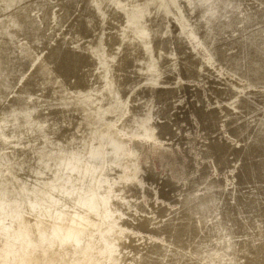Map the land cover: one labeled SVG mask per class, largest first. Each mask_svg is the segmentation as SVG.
Returning <instances> with one entry per match:
<instances>
[{"label":"rangeland","instance_id":"obj_1","mask_svg":"<svg viewBox=\"0 0 264 264\" xmlns=\"http://www.w3.org/2000/svg\"><path fill=\"white\" fill-rule=\"evenodd\" d=\"M37 1L33 0L27 9L36 7ZM165 1L163 0V7L165 9H161L162 11H159V13L155 8L156 4L154 0H116L118 3L116 8L125 11V15H128L126 22H129V24H126L125 28L130 33L133 31L131 34L125 33V38H122L123 46L115 45L116 42L114 43L112 41L113 38H117L118 34L122 36L123 33L117 32L116 28L113 29L115 22L112 20L114 19L104 14L105 12L100 8V10L98 9L94 12L96 15L87 16L92 25L90 24L89 30L81 31L82 33L80 34V31L76 29L81 21L79 19L81 12L79 11L76 12L78 14L72 13L69 19L67 18L64 21L65 25L62 22H58V20L52 25L53 29L48 34H61L54 39L59 40L63 38L64 40H62L65 43L68 40L66 43L67 47L76 50L75 52L78 54L86 51L81 53V55L86 58L90 56L89 61L94 62L95 66L100 68L97 71L98 73L108 68L107 71L110 72H108L109 82L106 80L107 83L105 82L103 84V86L106 84V88H104L105 86L103 88L101 87V91L97 94L98 92L95 89L99 88L100 84L97 83L96 78L90 79L87 76L85 78L80 77L88 73L90 70L89 66L81 69L84 74L79 70L80 75L78 74V77H76L77 74L71 73V70L74 68L78 72V67H75L73 62L69 63V67L65 66V73L59 71L61 69H58L56 73L57 77L52 81L55 83L58 80L56 82L58 84L55 83L54 87L58 89L57 86L63 83L61 90L63 89V94L66 91L64 95L66 97L65 99L69 100L68 102L72 101L71 105L74 106L75 104L79 106L84 105L83 101L80 102V100L87 95L84 91H80V84L82 86L81 89L93 88L94 92L92 91L93 93H90L88 104H91V107L93 106L92 108H95L93 110L96 112L93 110H90L91 113L88 110L75 112V123H70V126L64 125L66 128H69V135L72 136V138L68 136L65 140L68 143L69 150L62 154L54 153L49 157L48 164L53 166L66 160L71 164V167H74V170L65 171V174L62 176L49 177L48 182L46 181L42 185L44 186L41 187L42 193H48L49 196L53 195V200L46 209L44 208L45 210L43 209L41 212L40 208L34 209L29 205V200L24 197V192L26 194V191L20 188L19 182L12 178L13 175L8 170L10 165L8 166L4 159L0 160V264H63V260L68 262L66 264H109V244L116 247L121 242L120 238L127 236V241L121 243V247L132 245V247L134 246L133 248H138L146 244L143 246L145 249H142V246L138 248V250H144L141 254H145L150 246L152 248L154 240L158 244H161V241L165 239L168 240H165V243L163 242L164 245L167 242L168 245L172 241L175 246H172V244L169 245L172 246L171 249L175 250V247L179 249L178 246L180 243H175L178 238L176 237L178 236L177 234L176 236H171L169 233L166 235L168 236L167 238L163 236L164 238L161 237L163 240H159L155 237L157 235H154L150 231L161 229V226L163 227L162 223L170 220L173 215H177L187 205L194 207L195 210L200 205L199 210L201 212H198L199 210L196 212L205 217L210 216L206 220L207 224L211 225L212 223L215 224V222L221 221L222 226L220 230L224 236L233 234L231 231H238V228L242 226L248 228V235H255V232L262 230L261 228L264 231V0H227L226 2L225 0H222V2L221 0ZM81 3L80 8L85 4L84 2ZM243 4L247 5L248 8ZM56 8H54V11H58V15L61 18L64 12L59 10L60 8ZM168 9L171 11L170 13ZM137 10L143 18L145 17V20L139 22L136 28L134 23L131 28L132 18ZM35 12H31L32 17L33 15L37 16ZM72 16L78 17L77 19L73 17V20ZM177 16L180 21L176 20ZM107 18L108 21L106 20ZM75 19L78 20V23ZM160 19L161 21H159ZM175 21L178 22L176 23ZM106 22L108 24H106L107 26L104 25ZM154 22L158 23L154 24ZM99 23L101 24L100 26H98ZM57 25L58 27H56ZM183 25L185 28H183ZM68 26L69 28H67ZM101 26L102 28H99ZM54 28L56 29L54 30ZM72 28L73 30H71ZM105 28L106 30H104ZM61 29H65V31L63 32ZM99 30L105 32H100ZM97 31L100 33L97 34ZM69 32L72 33L69 34ZM92 32L95 35L97 34V36ZM63 33L69 36L67 35L65 37L66 35ZM84 33L85 38L83 36ZM72 34L74 36L73 38ZM193 34L195 38L198 37L194 43ZM61 36L62 38H59ZM69 37L71 42L69 41ZM105 37L107 38L104 39ZM54 39L50 43L51 45L55 44L53 43L55 42ZM49 40L50 36H44L41 48L47 47L46 45L49 43ZM92 40L97 41L93 42ZM87 41H89L88 44ZM83 42L85 46L82 44ZM112 42L113 45H111ZM80 44L82 45L81 49ZM93 44L98 48L97 50L96 48L94 49ZM98 45L101 46V49ZM89 47L92 48L90 49ZM117 48L120 49V52ZM92 49L95 53L91 51ZM110 49H112V52H110ZM126 49H133L135 53L130 51L131 56L122 61L127 53L129 55V51L124 52ZM10 50L13 52V48H10ZM79 50L81 51L79 52ZM11 51L7 55H4V68H2L0 79L8 87L14 89L15 80L13 78L25 71L26 67L14 61ZM88 51L93 53L90 55ZM103 52L104 54H102ZM108 52L109 55L107 54ZM17 53L21 54L18 51ZM46 53L47 50H45L44 54ZM122 53L123 55H121ZM94 55H99V57H96L98 61L101 59L100 63ZM56 60H60V57L51 56L50 61L52 65L49 64V66L53 67L57 65L55 64ZM58 64L60 66V62ZM118 68L124 71L120 73L118 72ZM247 73L249 76L244 75ZM70 75H75L73 78H76L73 79ZM117 75L119 79H121V75L122 77L124 76L122 87L115 82ZM63 81L67 82L64 83ZM65 84L66 87L64 86ZM41 87L44 88V86ZM125 87L127 89L129 87V89L126 91ZM121 91L123 92L121 93ZM111 93L115 97L118 96L116 99L119 101L117 105H114L115 107H111L112 109L107 105L108 103L105 104L103 101L106 98L108 99ZM44 96H46L45 93H39L37 97L45 98ZM76 99L80 103L78 101L75 102ZM99 99L101 100L99 101ZM29 100V102L34 101V96H31ZM109 102L114 101L110 99ZM98 103L100 104L98 105ZM102 107L105 109L103 108V110ZM107 108L110 110L108 111ZM110 111H117L120 114L118 119L101 125L95 123L99 120L102 121L101 117L113 116L114 114H111ZM152 116L154 117L152 118ZM150 122L155 123V126L158 125L157 133L161 139H158V136L155 139L153 133L146 128V125ZM239 137L241 139H238ZM47 147L49 146L44 141L40 142L38 152L48 151ZM10 152L11 149L9 148L3 150L0 152V157L4 158V153ZM56 172H59V170ZM60 173H63L62 169ZM114 174L118 175V177L115 179V189L112 192L110 183H113V180H109V176H113ZM128 178H131V182L128 181ZM211 178L214 179L212 180ZM84 181L88 183L86 188L89 191H84ZM45 187L47 190H45ZM212 193L214 196H212ZM179 195L181 196L179 197ZM204 195H208L209 198L211 197L208 199V202L206 200L208 197ZM178 197L181 199L179 200ZM196 197H199L198 199L205 198L200 201L206 200V202L198 201L200 203L197 204L198 199ZM225 198L228 199L226 200ZM117 199H121L119 202H116V206L120 209L115 207L114 210L117 211L112 212L110 201H118ZM217 199L221 203L223 202L225 207L230 205L229 209H227L228 207L225 208L222 206L223 203L220 204ZM210 200L212 203H210ZM175 201L178 202V205ZM189 201L192 203L188 204ZM217 201L218 203H216ZM204 205L206 208L203 207ZM216 205L219 211L213 212L214 209H217ZM166 206L168 207L166 208ZM212 206L213 208H211ZM238 207H241V209ZM168 209L172 212L169 211L170 213H167ZM203 210L205 214H202ZM208 210H210L209 214ZM224 213H227V215ZM220 214L222 215L219 216ZM178 215L182 216L181 213ZM167 217L168 220L165 221ZM193 221L195 223V217H193ZM260 222H263L261 223L263 227L256 226L261 225ZM155 223L160 225H156ZM253 223L254 225H252ZM215 226L217 225L215 224ZM147 235V241L151 243L145 241L146 237L144 236ZM151 239L154 240L151 241ZM229 239L230 236L226 240ZM196 241L203 242V255L206 253L210 256L213 255L215 258L224 257V243L218 244L213 239H206L204 234H198ZM148 243L149 247L147 246ZM150 248L149 251L153 250ZM128 252L129 250L125 251V253ZM183 254H185L184 251ZM129 255L133 254L130 253ZM165 258L161 260L160 256V260L158 259L157 261L159 263L161 261V264H164V262L168 264L169 262L166 261L168 259L166 258L165 260ZM131 262L132 260H124V264Z\"/></svg>","mask_w":264,"mask_h":264},{"label":"bare ground","instance_id":"obj_2","mask_svg":"<svg viewBox=\"0 0 264 264\" xmlns=\"http://www.w3.org/2000/svg\"><path fill=\"white\" fill-rule=\"evenodd\" d=\"M33 0H0V74L2 71V68H4V55L7 53H10V48H13V52L11 51V54H13V58L14 61L19 63L22 66H25L26 69L25 71H23L21 74H18L16 77L13 78V80H15V85H14V89L8 87V85H6L4 83V81H1L0 79V152L6 149H11L10 153H4V158L0 157V160L4 159V161H6V164L9 166L10 165V169L8 168L9 172L13 175V179L17 180L19 182L20 188H23L24 191H26V194L24 192V197L29 200V205L34 208V209H41L40 211L42 212V210L45 208H47L48 205H50V202L53 200V195L49 194L47 195L46 193H42L41 192V187L44 183H46V181L48 180L49 177H55V176H62L63 174H65V171H70V170H74V167H71V164L66 161L63 160L61 163H58L56 165L51 166V164H48V159L51 155H53L54 153H66L69 150V146L67 145L68 143L65 141L66 138L69 136L72 138V136L69 135L68 132V127L66 128L64 125H69L70 123L74 124V119H75V112H82V111H86L88 110V112H90V110H93L95 108L91 107V104H88V100L90 98V93L94 92L93 88H88V89H81V84L79 86L80 91H84L85 93H87V95H85V98L82 97V99L80 100V102L83 101L84 105L82 104L81 106L79 105H71V102H68L69 100H66L65 98V92L63 94L62 90H61V85L63 83H61L60 85H58V89L54 87V84L58 81L52 82L53 80H55V77H57L56 73L58 72V69H61L59 71H63L64 72V68L69 67V63H74L75 67L77 66L78 68V72L74 69L71 70V73H75L77 74L76 77H78L79 74V70L81 73H83V71H81L82 68H85V66H89L90 70L88 71V73L84 74L83 77L85 78V76L89 77L90 79L96 78L97 83L100 84V87L95 89L96 92H98L97 94H99V91H101V87L106 88V84L103 86V84L106 82V80H108L109 82V71L108 68H103L104 70L102 72H97L98 70H100V68L95 66L94 62L89 61L90 56L89 57H83V55H81V53L84 52H80L81 50H79V54L77 52H75L76 50H72L69 47H67L66 43L68 42V40H66L67 42L65 43V41H63L64 39H59V40H55L54 38L58 35H56V33L54 34H48L51 33L50 30L53 29L52 25L58 20V22H62L64 24V21H66V19L71 16L72 13H76V12H81L79 19L81 20L79 22V26H77L76 29H78L77 31H80V33H82L81 31H85L87 30L92 24L90 23L91 21L88 20L89 18H87V16L91 15L93 16L94 12H96V10H98L99 8L103 10V12H105L104 14H107L109 16H111V19H114L112 21L115 22V24L113 25V29L116 28L117 32L119 31L120 33L122 32V36L120 37L119 34L117 36V38H113V42L115 43V45H122V41L125 38V33H130V31H127V29L125 28L126 24H129V22L127 21V16L125 15L126 12L123 10H119V8H116V6L118 5V3L116 2V0H38L37 1V6L33 7L32 9H27L30 4L32 3ZM155 1V8L157 10V12H161L163 9H165L164 6V2L163 0H154ZM165 1V0H164ZM201 1V0H200ZM227 0H225L226 2ZM241 1V0H240ZM246 1V0H245ZM253 1V0H252ZM262 1V0H261ZM39 2V3H38ZM81 2H84L85 4L83 5V7H79L80 4L82 5ZM166 2V1H165ZM172 2V0H171ZM174 2V1H173ZM208 2V1H207ZM214 2V1H213ZM222 2V0H221ZM239 2V1H238ZM248 2V1H247ZM250 2V1H249ZM182 3V2H181ZM243 3V2H242ZM260 3V2H259ZM231 4V3H230ZM235 4V3H234ZM252 4V3H250ZM96 5H98V7H96ZM170 5V4H169ZM173 5V3H172ZM206 5V4H205ZM211 5V4H210ZM221 5V4H220ZM244 5V4H243ZM259 5V4H258ZM167 6V5H166ZM175 6V5H174ZM187 6V5H186ZM201 6V5H200ZM218 6V4H217ZM216 6V7H217ZM228 6V5H227ZM247 7V5H244ZM254 6V5H253ZM257 6V5H256ZM56 7L60 8L59 10L63 11L64 14H62L61 18L59 17L60 15H58V11L55 12L54 10L57 9ZM96 7V8H95ZM163 7V8H162ZM177 7V6H176ZM189 7V6H188ZM206 7V6H205ZM214 7V6H213ZM231 7V6H230ZM55 8V9H54ZM168 8V7H167ZM181 8V7H180ZM258 8V7H257ZM99 9V10H100ZM162 9V10H161ZM191 9V8H190ZM200 9V8H199ZM214 9V8H213ZM226 9V8H225ZM108 10V11H107ZM169 10V9H168ZM230 10V9H229ZM239 10V9H238ZM253 10V9H252ZM37 13V16L33 17L31 16V12ZM59 11V12H61ZM167 12V10H165ZM164 11V12H165ZM207 11V10H206ZM217 11V10H216ZM98 12V11H97ZM159 12V13H160ZM169 13L171 12L170 10L168 11ZM167 12V13H168ZM177 12V11H176ZM218 12V11H217ZM216 12V13H217ZM156 13V12H155ZM166 13V14H167ZM173 13V12H172ZM178 13V12H177ZM192 13V12H191ZM231 13V12H230ZM262 13V12H261ZM78 14V13H76ZM102 14V13H101ZM157 14V13H156ZM155 14V15H156ZM174 14V13H173ZM219 14V13H218ZM257 14V13H256ZM36 15V14H35ZM96 15V14H94ZM100 15V14H98ZM158 15V14H157ZM164 15V14H163ZM191 15V14H190ZM202 15V14H201ZM206 15V14H205ZM225 15V13H224ZM90 16V18H91ZM106 16V15H105ZM162 16V15H159ZM219 16V15H218ZM230 16V14H229ZM75 16H72V19ZM78 17V16H77ZM77 17H75L77 19ZM107 17V16H106ZM158 17V16H156ZM175 17V16H174ZM190 17V16H189ZM222 17V16H220ZM60 18V19H59ZM178 18V16H177ZM176 20H179V18ZM183 18V17H182ZM180 18V19H182ZM235 18V17H234ZM75 19V20H76ZM94 19V18H92ZM91 19V20H92ZM96 19V17H95ZM170 19V18H169ZM184 19V18H183ZM199 19V18H198ZM205 19V18H204ZM208 19V18H207ZM219 19V17H218ZM223 19V18H222ZM228 19V18H227ZM237 19V18H236ZM246 19V18H245ZM74 20V19H73ZM72 20V22H73ZM108 21V18L106 19ZM143 20H145V17L143 18V16L141 15V13L137 10L135 11V14L133 15L132 18V24H131V28L133 27V24L135 23V28L137 26V24L139 22H143ZM155 20V19H154ZM195 20V19H194ZM203 20V19H202ZM224 20V19H223ZM69 21V20H68ZM100 22V20H98ZM97 21V22H98ZM102 21V20H101ZM149 21V20H148ZM153 21V20H152ZM158 21V20H156ZM161 21V19L159 20ZM158 21V22H159ZM180 21V20H179ZM211 21V20H210ZM216 21V20H215ZM221 21V20H220ZM234 21V20H233ZM76 22L78 23V20H76ZM94 22V21H93ZM92 22V23H93ZM96 22V20H95ZM104 22V21H103ZM113 22V23H114ZM150 22V21H149ZM158 22H154L158 23ZM168 22V21H167ZM176 22V21H175ZM178 22V21H177ZM176 22V23H177ZM202 22V21H201ZM222 22V21H221ZM70 23V21H69ZM153 23V22H152ZM210 23V22H209ZM213 23V22H212ZM219 23V22H218ZM225 23V22H224ZM68 24V23H67ZM71 24V23H70ZM76 24V23H75ZM91 24V25H90ZM107 22L104 24L106 25ZM112 24V23H111ZM175 24V23H174ZM184 24V23H183ZM59 25V23H58ZM58 25L56 27H58ZM65 25V24H64ZM69 25V24H68ZM101 24L99 23L98 26H100ZM103 25V26H104ZM108 25V24H107ZM106 25V26H107ZM207 25V24H206ZM215 25V23H214ZM234 25V24H233ZM70 26V25H69ZM69 26L67 28H69ZM96 26V27H98ZM110 26V25H109ZM115 26V27H114ZM194 26V25H192ZM208 26V25H207ZM229 26V25H228ZM111 27V26H110ZM109 27V28H110ZM156 27V26H155ZM154 27V28H155ZM179 27V26H178ZM202 27V26H201ZM213 27V26H212ZM238 27V26H237ZM99 28H102L99 27ZM98 28V29H99ZM159 28V27H158ZM182 28V27H181ZM183 28L184 25H183ZM247 28V27H245ZM56 28H54L55 30ZM93 29V28H92ZM156 29V28H155ZM191 29V28H190ZM207 29V27H206ZM210 29V28H209ZM208 29V30H209ZM234 29V28H233ZM232 29V30H233ZM240 29V28H239ZM62 30V29H61ZM68 30V29H67ZM66 30V31H67ZM73 30V28L71 29ZM89 30V29H88ZM94 30V29H93ZM106 30V28L104 29ZM108 30V29H107ZM134 30V29H133ZM204 30V29H203ZM207 30V31H208ZM227 30V29H226ZM57 31V30H56ZM63 32L65 31L62 30ZM61 31V33H62ZM70 31V30H69ZM100 32H105V31H101ZM110 31V29H109ZM112 31V30H111ZM156 31H158V29H156ZM176 31V30H175ZM230 31V30H229ZM234 31V30H233ZM60 32V31H59ZM99 32V33H100ZM116 32V33H117ZM185 32V31H184ZM190 32V31H189ZM204 32V31H203ZM206 32V31H205ZM72 32H69V34ZM74 33V32H73ZM93 33V32H92ZM97 31V34H99ZM111 33V32H110ZM133 33V31L131 32ZM130 33V34H131ZM212 33V32H211ZM214 33V32H213ZM225 33V32H224ZM234 33V32H233ZM64 34V33H63ZM76 34V33H75ZM78 34V35H79ZM89 34V33H86ZM94 34V33H93ZM97 34L95 36H97ZM106 34V33H105ZM108 34V33H107ZM113 34V33H112ZM112 34H110L112 36ZM155 34V33H154ZM199 34V33H197ZM50 36V40L49 43H47V47H42V39L44 38V36ZM66 35V34H64ZM63 35V36H64ZM68 35V34H67ZM67 35L65 37H67ZM77 35V34H76ZM83 35V34H82ZM81 35V36H82ZM93 35V36H94ZM104 35V33H103ZM156 35V34H155ZM166 35V34H165ZM183 35V34H182ZM185 35V34H184ZM192 35V33H191ZM212 35V34H211ZM210 35V36H211ZM232 35V34H231ZM243 35V34H242ZM69 36V35H68ZM84 38L85 33H84ZM90 36V35H89ZM101 36V35H100ZM108 36V35H106ZM116 36V35H114ZM113 36V37H114ZM158 36V34H157ZM156 36V37H157ZM187 36V35H186ZM195 35L193 34V37ZM209 36V37H210ZM253 36V35H251ZM73 34H72V38H73ZM76 37V36H75ZM88 37V36H87ZM91 37V36H90ZM159 37V36H158ZM179 37V36H178ZM83 38V37H82ZM96 38V37H95ZM107 37H105L104 39H106ZM123 38V39H122ZM191 38V37H190ZM198 38V37H197ZM194 37V41L197 39ZM224 38V37H223ZM228 38V37H227ZM231 38V37H230ZM246 38V37H245ZM55 40L54 45H51L50 43L52 42V40ZM76 39V38H75ZM79 39V38H78ZM91 39V38H90ZM99 39V38H96ZM102 39V38H101ZM158 39V38H157ZM80 40V39H79ZM78 40V41H79ZM199 40V39H198ZM245 40V39H244ZM254 40V39H253ZM69 41H70V37H69ZM77 41V40H74ZM73 41V42H74ZM93 41V40H92ZM97 41V40H94ZM93 41V42H94ZM99 41V40H98ZM107 41V40H106ZM105 41V42H106ZM233 41V40H232ZM250 41V40H249ZM71 42V41H70ZM72 42V43H73ZM89 41H87L88 44ZM113 42L111 45H113ZM231 42V41H230ZM235 42V41H234ZM253 42V41H252ZM70 43V44H72ZM78 43V42H77ZM227 43V42H226ZM246 43V42H245ZM69 44V45H70ZM79 44V43H78ZM84 45V42L82 43ZM86 44V43H85ZM107 44H109L107 42ZM106 44V46H107ZM197 44V43H196ZM97 45V42H96ZM100 45V44H99ZM98 45V46H99ZM108 45V46H111ZM199 45V44H198ZM202 45V44H201ZM230 45V44H229ZM241 45V44H240ZM249 45V44H248ZM247 45V46H248ZM80 49H81V44L79 45ZM85 46V45H84ZM86 49V47H84ZM89 46V45H88ZM94 46V44H93ZM197 46V45H196ZM200 46V45H199ZM245 46V45H244ZM246 46V47H247ZM101 46H99L100 48ZM117 47V46H116ZM191 47V46H190ZM202 47V46H201ZM249 47V46H248ZM252 47V46H251ZM250 47V48H251ZM255 47V46H254ZM72 48V47H71ZM76 48V47H75ZM79 48V47H78ZM77 48V50H78ZM90 48V47H89ZM92 48V47H91ZM90 48V49H91ZM96 48V46H94V49ZM111 48V47H110ZM120 48V47H119ZM189 48V47H188ZM204 48V46H203ZM213 48V47H212ZM17 49V50H16ZM83 49V50H85ZM98 48H96L97 50ZM101 49V48H100ZM99 49V50H100ZM104 49V47H103ZM102 49V50H103ZM106 49V48H105ZM118 49V48H117ZM116 49V50H117ZM216 49V48H215ZM229 49V48H227ZM242 49V48H241ZM253 49V48H252ZM256 49V48H255ZM259 49V47H258ZM45 50H47V53L44 54ZM112 52V49H110ZM191 50V49H190ZM203 50V49H202ZM246 50V49H243ZM263 50V49H262ZM261 50V51H262ZM20 52L21 54L17 53ZM93 51V49L91 50ZM115 51V50H114ZM113 51V52H114ZM118 51L120 52V49H118ZM124 51V50H122ZM129 51V55L128 53L123 57L122 61L124 59H128L130 55V51H132L133 53L134 50L133 49H126V51L124 52H128ZM240 51V50H239ZM89 52V51H88ZM94 52V51H93ZM93 52H89L90 55ZM99 52V51H98ZM105 52V51H104ZM104 52L102 54H104ZM119 52H117L119 54ZM204 52V51H203ZM237 52V51H236ZM242 52V51H241ZM95 53V52H94ZM116 53V51H115ZM218 53V52H217ZM240 53V52H239ZM245 53V52H244ZM101 54V55H102ZM109 55V52L107 53ZM132 54V53H131ZM137 54V53H136ZM225 54V53H224ZM254 54V53H253ZM105 55V56H108ZM123 55V53L121 54ZM190 55V53H189ZM204 55V54H203ZM206 55V54H205ZM228 55V54H227ZM243 55V54H242ZM51 56H57L60 57V60H56L55 66L50 67L49 64L52 65L51 63ZM82 56V57H81ZM88 56V55H86ZM95 56V55H94ZM97 56V55H96ZM95 56V57H96ZM114 56V55H113ZM112 56V57H113ZM207 56V55H206ZM226 56V55H225ZM99 57V55L97 56ZM96 57V59H97ZM101 57V56H100ZM104 57V56H102ZM115 57V56H114ZM199 57V56H198ZM208 57V56H207ZM231 57V56H230ZM85 58V60H84ZM94 58V57H93ZM116 58V57H115ZM121 58V57H120ZM131 58V57H130ZM211 58V56H210ZM240 58V57H239ZM254 58V57H253ZM263 58V57H262ZM59 59V58H58ZM100 59V58H99ZM134 59V58H133ZM132 59V60H133ZM205 59V58H204ZM231 59V58H230ZM245 59V58H244ZM248 59V58H247ZM256 59V58H255ZM7 60V59H6ZM94 60V59H93ZM101 60V59H100ZM97 61L100 63L101 61ZM103 60V59H102ZM106 60V58H105ZM104 60V61H105ZM108 60V59H107ZM119 60V59H118ZM190 60V59H189ZM207 60V59H206ZM229 60V59H228ZM234 60V59H233ZM262 60V59H261ZM103 61V62H104ZM109 61V60H108ZM107 61V62H108ZM111 61V60H110ZM120 61V60H119ZM126 61V60H125ZM128 61V60H127ZM256 61V60H255ZM258 61V60H257ZM60 62V66L59 63ZM106 62V65H107ZM114 62V61H113ZM199 62V61H198ZM262 62V61H261ZM54 63V62H53ZM116 63V62H114ZM124 63V62H123ZM131 63V62H130ZM129 63V64H130ZM191 63V62H190ZM234 63V62H233ZM240 63V62H239ZM244 63V62H243ZM250 63V62H249ZM253 63V62H252ZM109 64V63H108ZM254 64V63H253ZM6 65V64H5ZM98 65V64H97ZM124 65V64H123ZM212 65V64H211ZM263 65V64H262ZM109 66V65H108ZM107 66V67H108ZM237 66V65H236ZM73 67V66H72ZM70 67V68H72ZM103 67V66H100ZM113 67V66H112ZM126 67V66H125ZM227 67V65H226ZM229 67V66H228ZM69 68V69H70ZM254 68V67H253ZM258 68V67H257ZM7 69V68H6ZM15 69V68H14ZM124 69V68H123ZM209 69V68H208ZM249 69V68H248ZM4 70V69H3ZM194 70V69H193ZM210 70V69H209ZM67 71V70H66ZM70 71V70H69ZM74 71V72H72ZM121 68H118V72L121 73ZM224 71V70H223ZM263 71V70H262ZM77 72V73H76ZM109 72V73H108ZM230 72V70H229ZM62 73V72H61ZM68 74H70L69 72H66ZM195 73V72H194ZM241 73V72H240ZM243 73V72H242ZM259 73V72H258ZM261 73V72H260ZM89 74V75H87ZM123 74V73H122ZM252 74V73H251ZM4 75V74H2ZM1 75V76H2ZM58 75H60L58 73ZM80 75V74H79ZM118 75H120L118 73ZM118 75L115 77V82L117 85H120L121 87L123 86V80H124V76L122 77V75L120 76L121 79H119ZM124 75V74H123ZM223 75V74H222ZM244 75H248L244 74ZM253 75V74H252ZM61 76V75H60ZM63 76V75H62ZM66 76V75H65ZM69 76V75H68ZM67 76V77H68ZM72 76V75H70ZM75 76V75H74ZM74 76H72L71 78H73ZM219 76V75H218ZM227 76V75H226ZM237 76V75H236ZM249 76V75H248ZM5 77V76H4ZM64 77V76H63ZM75 77V78H76ZM239 77V76H238ZM256 77V76H255ZM59 78V77H58ZM56 78V79H58ZM66 78V77H65ZM64 78V79H65ZM73 78V79H75ZM108 78V79H107ZM126 78V77H125ZM213 78V77H212ZM254 78V77H253ZM63 79V80H64ZM217 79V77H216ZM222 79V78H221ZM245 79V78H244ZM62 80V79H61ZM68 80V79H65ZM64 80V81H65ZM72 80V79H71ZM127 80V79H126ZM242 80V79H241ZM254 80V79H253ZM6 81V80H5ZM60 81V79H59ZM63 81V82H64ZM74 81V80H73ZM81 81V80H80ZM247 81V80H246ZM61 82V81H60ZM67 82V81H66ZM64 82V83H66ZM71 82V81H70ZM125 82V81H124ZM77 83V84H78ZM107 83V82H106ZM248 83V82H247ZM58 84V83H56ZM69 84V83H67ZM72 85V83H70ZM90 84V83H89ZM98 84V85H99ZM254 84V83H253ZM130 85V84H128ZM127 85V86H128ZM132 85V83H131ZM41 86H44L41 87ZM66 87V84L64 85ZM108 86V84H107ZM238 86V85H237ZM255 86V85H254ZM64 87V89H65ZM77 87V86H76ZM109 87V86H108ZM130 87V86H129ZM128 87V89H129ZM110 88V87H109ZM107 88V89H109ZM126 88V87H125ZM68 90V88H66ZM126 88V91L128 90ZM181 89V88H180ZM186 89V88H185ZM73 90V89H72ZM197 90V89H196ZM218 90V89H217ZM253 90V89H252ZM70 91V90H69ZM93 91V92H92ZM106 91V90H105ZM153 91V90H152ZM155 91V90H154ZM195 91V90H194ZM231 91V90H230ZM62 92V93H61ZM112 92V91H111ZM123 91H121L122 93ZM125 92V91H124ZM148 92V90H147ZM235 92V91H234ZM246 92V91H245ZM39 93H45L46 96L43 97H37ZM74 93V92H73ZM80 93V92H79ZM106 93V92H105ZM108 93V92H107ZM232 93V92H231ZM61 94H63V96H61ZM81 94V93H80ZM79 94V95H80ZM184 94V93H183ZM249 94V93H248ZM262 94V93H261ZM30 95V96H29ZM83 96V94H81ZM94 95V94H93ZM92 95V96H93ZM124 95V94H122ZM167 95V94H165ZM182 95V94H181ZM12 96H14L12 98ZM34 96L35 100L32 102H29L30 97ZM67 96V94H66ZM75 96V95H74ZM101 96V95H100ZM105 96V95H104ZM70 97V96H69ZM118 98V96H116ZM115 95L113 96V94L111 93L108 97V99L106 98L104 101V103H108L107 105L111 107H115L114 105L118 104L119 101L116 99ZM251 97V96H250ZM249 97V98H250ZM258 97V96H257ZM74 98V97H73ZM93 98V97H92ZM95 98V96H94ZM101 98V97H100ZM176 98V97H175ZM180 98V97H179ZM214 98V97H213ZM80 99V98H78ZM110 99H113L114 102H109ZM232 99V98H231ZM245 99V98H244ZM32 100V99H31ZM71 100V99H70ZM94 100V99H93ZM101 99H99L100 101ZM116 100V102H115ZM261 100V99H260ZM79 100H75V102ZM95 101V100H94ZM98 101V99H97ZM96 101V102H97ZM210 101V100H209ZM219 101V100H218ZM238 101V100H236ZM74 102V103H75ZM77 102V103H78ZM79 102V103H80ZM92 102V101H91ZM204 102V101H203ZM73 103V104H74ZM78 103V104H79ZM102 103V102H101ZM214 103V102H213ZM232 104V102H230ZM97 105V103H95ZM100 103H98L99 105ZM103 104V103H102ZM245 104V103H244ZM254 105V104H253ZM86 106V107H85ZM89 106V107H88ZM101 106V105H100ZM99 106V107H100ZM107 107V106H104ZM102 107V109L104 108ZM172 107V106H171ZM243 107V106H242ZM83 108V110H82ZM203 108V107H202ZM105 109V108H104ZM103 109V110H104ZM112 109V108H111ZM169 109V108H168ZM196 109V108H195ZM228 109V108H227ZM238 109V108H237ZM108 110V108H107ZM110 110V109H109ZM108 110V111H109ZM171 110V109H170ZM198 110V109H197ZM249 110V109H248ZM95 111V110H93ZM209 111V110H208ZM96 112V111H95ZM111 112V111H110ZM168 112V111H167ZM166 112V113H167ZM206 112V111H205ZM91 113V112H90ZM103 114H105L104 112H101ZM114 114L113 116L111 114ZM139 113V111H138ZM219 113V112H217ZM231 113V112H230ZM236 113V112H235ZM95 114V113H93ZM111 116L109 117H101L102 121H97L95 122L96 124H106L108 122H111L112 120H116L118 119V117L120 116V114L117 111L111 112ZM211 114V112H210ZM224 114V113H223ZM264 114V113H263ZM107 115V114H106ZM157 115V114H156ZM171 115V114H170ZM193 115V114H192ZM191 115V116H192ZM202 115V114H201ZM94 116V115H93ZM160 116V115H159ZM165 116V115H164ZM209 116V115H208ZM211 116V115H210ZM214 116V115H213ZM96 117V116H94ZM154 116H152L153 118ZM168 118V116H167ZM172 118V117H171ZM210 118V117H208ZM212 118V117H211ZM215 118V117H214ZM224 118V117H223ZM231 118V117H230ZM100 119V118H98ZM97 119V120H98ZM96 120V119H95ZM152 122L153 119H151ZM216 120V118H215ZM193 121V120H192ZM233 121V120H232ZM231 121V122H232ZM152 122H150L149 124L146 125V128L151 131L154 135V138L156 139L158 136L157 133V126H155ZM174 122V121H173ZM200 122V121H199ZM225 122V121H224ZM165 123V122H164ZM169 123V122H168ZM185 123V122H184ZM257 123V122H256ZM161 124V123H160ZM179 124V123H177ZM211 124V123H210ZM222 124V123H221ZM227 124V123H226ZM259 124V123H258ZM185 125V124H184ZM188 125V124H187ZM204 125V124H203ZM233 125V124H232ZM238 125V124H237ZM76 126V125H75ZM74 126V127H75ZM162 126V125H161ZM165 126V125H164ZM167 126V124H166ZM173 126V125H172ZM170 126V127H172ZM186 126V125H185ZM202 126V125H201ZM72 127V126H71ZM176 128V126H175ZM178 128V127H177ZM204 128V127H203ZM162 129V128H161ZM167 129V128H166ZM183 129V128H182ZM219 129V128H218ZM236 129V128H235ZM238 129V128H237ZM174 130V129H173ZM172 130V132H174ZM184 131V130H183ZM206 131V130H205ZM229 131V130H228ZM243 131V130H242ZM170 132V131H169ZM234 132V131H233ZM73 133V131H72ZM183 133V132H182ZM212 133V132H210ZM228 133V132H227ZM230 133V132H229ZM177 134V133H175ZM218 134V133H217ZM232 134V133H231ZM72 135V134H71ZM220 135V134H218ZM235 135V134H234ZM239 135V134H238ZM183 136V135H182ZM159 137V136H158ZM164 137V136H163ZM179 137V136H178ZM186 137V136H185ZM234 137V136H233ZM237 137V135H236ZM177 138V137H176ZM206 138V137H205ZM262 138V137H261ZM70 139V138H69ZM158 139H161L160 137ZM165 140V138H163ZM162 139V140H163ZM185 139V138H184ZM210 139V138H209ZM238 139H241L240 137ZM172 140V139H170ZM179 140V139H178ZM208 140V139H207ZM225 140V139H224ZM259 140V139H258ZM263 140V139H262ZM44 141V143L48 144L49 147H47L48 151H43V152H38V146L40 145V142ZM173 141V140H172ZM170 141V142H172ZM183 141V140H182ZM69 142V141H68ZM176 143V142H175ZM239 143V142H238ZM259 143V142H258ZM202 144V143H201ZM211 144V143H210ZM45 145V144H43ZM205 145V144H204ZM207 145V144H206ZM226 145V144H225ZM201 147V146H200ZM203 147V146H202ZM223 147V146H222ZM226 147V146H225ZM224 148V147H223ZM43 149V148H42ZM208 149V148H207ZM217 149V148H216ZM31 150V151H30ZM200 151V150H199ZM212 151V150H211ZM217 151V150H216ZM214 152V151H213ZM220 152V150H219ZM205 153V152H204ZM35 155V156H32ZM205 155V154H204ZM212 155V154H211ZM202 156V154H201ZM209 156V155H207ZM198 157V156H197ZM208 158V157H207ZM206 159V158H205ZM16 160V161H15ZM200 161V160H199ZM226 166V165H225ZM209 167V166H208ZM229 167V166H228ZM68 168V169H66ZM218 168V167H217ZM220 168V167H219ZM222 168V167H221ZM230 168V167H229ZM228 168V169H229ZM6 169V168H5ZM63 171V173L61 174L60 171ZM152 169V168H151ZM203 169V168H202ZM57 170H59V172H56ZM155 171V170H154ZM153 171V172H154ZM205 171V170H204ZM222 171V170H221ZM242 171V170H241ZM201 172V171H200ZM238 172V171H237ZM210 173V172H209ZM245 173V172H244ZM194 174V173H193ZM202 174V173H201ZM237 174V173H236ZM235 174V175H236ZM2 176H4L1 173ZM148 175V174H147ZM146 175V176H147ZM208 175V174H207ZM188 176V175H187ZM195 176V175H194ZM199 176V175H198ZM237 176V175H236ZM118 175L114 174L113 176H109V180H113V183L111 184V191L113 192L115 189V179H117ZM233 177V176H232ZM238 177V176H237ZM245 177V176H244ZM57 178V177H56ZM187 178V177H186ZM196 178V177H195ZM207 178V177H206ZM215 178V177H214ZM213 178V179H214ZM228 178V176H227ZM55 179V178H54ZM53 179V180H54ZM58 179V178H57ZM72 179V178H71ZM200 179V178H199ZM202 179V178H201ZM212 179V178H211ZM212 179V180H213ZM225 179V177H224ZM51 180V179H50ZM152 180V179H151ZM211 180V181H212ZM237 180V179H236ZM240 180V179H239ZM260 180V179H259ZM58 181V180H57ZM128 181L131 182V178H128ZM149 181V180H148ZM159 181V179H158ZM193 181V180H191ZM204 181V180H203ZM247 181V180H246ZM48 182V181H47ZM56 182V181H55ZM151 182V181H150ZM167 182V181H166ZM185 182V181H184ZM189 182V180H188ZM217 182V181H216ZM226 182V181H225ZM58 183V182H57ZM56 183V184H57ZM218 183V182H217ZM224 183V182H223ZM237 183V182H236ZM240 183V182H238ZM87 182L84 181L83 186H84V191H89L88 188H86L87 186ZM157 184V183H156ZM167 184V183H166ZM174 184V183H173ZM203 184V183H202ZM209 184V183H208ZM245 184V183H244ZM243 184V185H244ZM160 185V184H159ZM222 185V184H221ZM233 185V184H232ZM231 185V186H232ZM241 185V184H240ZM247 185V184H246ZM260 185V184H259ZM49 186V185H48ZM56 186V185H55ZM171 186V185H170ZM191 186V185H190ZM193 186V184H192ZM209 186V185H208ZM217 186V184H216ZM225 186V185H224ZM235 186V185H234ZM233 186V187H234ZM47 187V186H46ZM45 187V190H47V188ZM57 187V186H56ZM55 187V189H56ZM214 187V186H213ZM258 187V186H257ZM187 188V187H186ZM203 188V187H202ZM216 188V187H215ZM220 188V187H219ZM191 189V188H190ZM250 189V188H249ZM264 189V188H263ZM182 190V189H181ZM201 190V189H200ZM214 190V189H213ZM247 190V189H246ZM252 190V189H251ZM206 191V190H205ZM212 191V190H211ZM207 192V191H206ZM235 192V191H234ZM252 192V191H251ZM260 192V191H259ZM205 193V192H204ZM218 193V192H217ZM236 193V192H235ZM246 193V192H245ZM262 193V192H261ZM260 193V194H261ZM192 194V193H191ZM189 194V195H191ZM198 194V192H197ZM208 194V192H207ZM239 194V193H238ZM249 194V193H248ZM166 195V194H165ZM184 195V194H183ZM182 195V196H183ZM200 195V194H199ZM202 195V194H201ZM257 195V194H256ZM168 196V195H167ZM170 196V195H169ZM181 195H179L180 197ZM187 196V195H186ZM205 196V195H204ZM212 196L213 193H212ZM220 196V195H219ZM229 196V195H228ZM259 196V195H257ZM178 197V199H179ZM194 197V196H193ZM205 197H208L206 200L208 202L209 196L206 195ZM216 197V195H215ZM222 197V196H221ZM249 197V195H248ZM168 198V197H167ZM197 199L199 197H196ZM201 198V196H200ZM236 198V197H235ZM245 198V197H244ZM110 199V198H109ZM181 199V198H180ZM179 199V200H180ZM205 199V198H202ZM202 199H198V201L202 200ZM221 199V198H220ZM226 199V198H225ZM228 199V198H227ZM226 199V200H227ZM234 199V198H233ZM238 199V198H237ZM112 200V199H110ZM118 200V199H117ZM121 200V199H120ZM118 201H110L111 202V211L112 212H116L114 210L115 207L119 208L118 206H116V202ZM175 200V199H174ZM189 200V199H188ZM186 200V201H188ZM206 200L204 202H206ZM213 200V198H212ZM219 201V199H217ZM230 200V199H229ZM235 200V199H234ZM240 200V199H239ZM246 200V199H245ZM258 200V199H257ZM191 201V200H190ZM192 203V202H190ZM200 201V202H203ZM211 201V200H210ZM216 201V199H215ZM218 201L216 203H218ZM176 202V201H175ZM174 202V203H175ZM200 202H198L197 204H199ZM220 202V201H219ZM225 202V201H224ZM237 202V201H236ZM163 203V202H162ZM178 205V202H176ZM196 203V200H195ZM212 203V201L210 202ZM214 203V202H213ZM215 203V204H216ZM223 203V202H222ZM220 202V204H222ZM244 203V202H243ZM119 204V203H118ZM173 204V203H172ZM228 204V202H227ZM233 204V203H232ZM120 205V204H119ZM166 205V204H165ZM175 205V204H174ZM180 205V204H179ZM185 205V204H184ZM192 205V204H191ZM203 205V204H202ZM206 205V204H205ZM205 205L203 207H205ZM211 205V204H209ZM218 205V204H217ZM216 205V208H217ZM235 205V204H234ZM263 205V204H262ZM183 206V205H182ZM195 206V205H194ZM208 206V205H207ZM215 206V205H213ZM213 206L211 208H213ZM224 206V203L223 205ZM230 206V205H229ZM229 206L225 207L227 209H229ZM168 206H166L167 208ZM181 207V205H180ZM200 207V205H199ZM198 207V209L195 210L194 207L187 205L183 208V212H179L178 214H182V216L177 215H173V217L168 220V217L163 224V227L161 226V229H157L155 231H150L152 233H154V235L156 234L157 236H155L157 239H161L164 238L166 235H168L169 233L174 236H176V234L178 237L175 241V243H180L178 248L175 250L171 249L173 245L172 241L169 242L170 244L164 245V241H161L162 243L158 244L156 243V241L154 239L153 243L154 245L152 246V248L149 247V243H148V247L150 249H153L151 251L148 250L145 252V254H141V252H144V250L142 251L143 246L145 245H141L142 249L138 250V248L141 246H139L138 248H133L132 245H128L125 247H121V243H124L125 241H127V237L124 238H120V244L116 247H113L111 244H109V248H108V255H109V260L110 263L109 264H124V260H132L131 263L129 264H158L159 262L157 261L160 256H161V260H163L165 257L168 259L165 260L168 261V264H264V231L263 228H261L262 230H260L259 232H255V235H248L249 231L247 227H240L238 228V231H231L233 234L230 235H226L224 236L223 232L220 230V227L222 226L221 221L215 222V224L217 226H215L214 223L207 224L208 220V216L205 217L204 215H200L198 212H201V210H199L200 208ZM210 207V206H208ZM223 207V209H225ZM236 207V206H235ZM259 207V206H258ZM206 208V207H205ZM215 208V207H214ZM221 208V207H220ZM241 209V207H238ZM244 208V207H243ZM44 209V210H45ZM120 209V208H119ZM161 209V208H160ZM210 209V208H209ZM219 208H217L216 210L214 209L213 212L215 211H219ZM225 209V211L228 212V210ZM163 210V209H162ZM161 210V211H162ZM165 210V209H164ZM199 210V211H198ZM205 210V209H204ZM203 210L202 214H205ZM221 210V209H220ZM159 211V210H158ZM167 211V210H166ZM171 211L170 209H168L167 213ZM198 211V212H196ZM210 210H208V214ZM224 211V210H223ZM44 212V211H43ZM165 212V211H164ZM172 212V211H171ZM207 212V209H206ZM212 212V213H213ZM222 212V211H220ZM159 214V212H157ZM170 213V212H169ZM247 213V212H246ZM162 214V212H161ZM172 214V213H171ZM176 214V213H175ZM223 214V213H222ZM222 214H220L219 216H221ZM225 215H227V213H224ZM245 215V214H243ZM159 216V215H158ZM157 216V217H158ZM212 216V215H211ZM246 216V215H245ZM244 216V217H245ZM249 216V214H248ZM251 216V215H250ZM160 217V216H159ZM193 217L196 218V221L194 223L193 221ZM223 217V216H222ZM210 218V216H209ZM226 218V217H224ZM223 218V219H224ZM123 219V218H122ZM161 220V219H160ZM164 220V219H163ZM247 220V219H246ZM224 221V220H222ZM253 221V218H252ZM156 222V221H155ZM159 222V220H158ZM156 222V223H158ZM161 222V221H160ZM163 222V221H162ZM244 222V221H243ZM246 222V221H245ZM130 223V222H129ZM155 223V224H156ZM211 223V222H210ZM247 223V222H246ZM263 222H260V224ZM128 224V223H127ZM150 224V223H149ZM148 224V225H149ZM224 224V223H223ZM126 225V223H125ZM156 225H160V224H156ZM248 225V224H247ZM254 225V223L252 224ZM246 226V225H245ZM256 226H261L263 227V225H256ZM250 227V226H249ZM254 227V226H253ZM257 227V229H258ZM149 228V227H147ZM155 228V227H154ZM160 228V227H159ZM255 228V227H254ZM146 229V227H145ZM152 229V228H151ZM219 229V231H217ZM252 229V227H251ZM143 230V229H142ZM141 230V231H142ZM174 231V232H173ZM248 231V233H247ZM252 231V230H250ZM140 233V231H139ZM149 233V232H148ZM251 233V232H250ZM253 233V232H252ZM151 234V233H150ZM149 234V235H150ZM198 234H204V236H206V239H213L216 241V243L221 244L224 243V257H219V258H215L213 255H208V254H204L203 255V242H197L196 241V237H198ZM138 235V233H137ZM188 235V237H186ZM139 236V235H138ZM164 236V237H163ZM170 236V237H171ZM230 236L229 240H226L228 237ZM132 237V236H131ZM129 237V238H131ZM143 237V236H142ZM145 241H147V236ZM153 237V236H152ZM151 237V238H152ZM154 237V238H155ZM168 236H166L165 238H167ZM175 237V238H176ZM200 237V236H199ZM150 238V237H149ZM173 238V239H175ZM134 239V238H133ZM171 239V240H173ZM138 240V239H137ZM142 240V239H140ZM150 240V239H149ZM168 241V240H166ZM150 242V241H147ZM138 243V242H137ZM143 243V242H142ZM151 243V242H150ZM152 243V244H153ZM141 244V243H140ZM139 244V245H140ZM172 246H169L171 245ZM151 245V244H150ZM146 246V248H147ZM121 247V249H120ZM137 247V246H136ZM132 249V250H131ZM181 249V250H180ZM126 250H129V254L132 253L133 255H129L128 253H125ZM139 251V252H138ZM183 251L185 252V254H183ZM106 254V253H105ZM159 256V257H158ZM156 259V260H155ZM160 260V259H159ZM164 260V261H165ZM163 261V262H164ZM158 262V263H157ZM162 262V263H163ZM68 263L67 261L63 260V264ZM161 264V261L160 263ZM165 264V262H164Z\"/></svg>","mask_w":264,"mask_h":264}]
</instances>
